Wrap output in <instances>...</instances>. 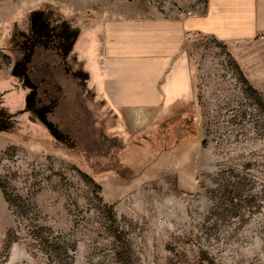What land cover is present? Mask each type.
<instances>
[{"label":"rangeland","instance_id":"1","mask_svg":"<svg viewBox=\"0 0 264 264\" xmlns=\"http://www.w3.org/2000/svg\"><path fill=\"white\" fill-rule=\"evenodd\" d=\"M208 1L0 0V264H264V90L199 34L167 68L174 25L152 21ZM108 57L160 80L164 116L96 108L84 74Z\"/></svg>","mask_w":264,"mask_h":264},{"label":"crops","instance_id":"2","mask_svg":"<svg viewBox=\"0 0 264 264\" xmlns=\"http://www.w3.org/2000/svg\"><path fill=\"white\" fill-rule=\"evenodd\" d=\"M194 17L202 23H211L210 31H205L202 27L198 26L186 27V23ZM194 17L184 20L165 18L152 20L154 22H165L168 25H174V27H167L173 28L170 36L175 35L177 43L171 48L173 55L164 58L166 67L168 68L170 62H175L179 56H183L182 54L189 37L193 34H199L210 37L222 45L231 46L235 60L240 64L248 78L252 80L256 90H264V0H231V2L209 0L206 12L201 16ZM83 57L86 56L83 55ZM108 62H112L115 65H109ZM179 63L182 69L188 71V78L186 77V79L188 80L189 89L190 87L192 89L190 91L192 94L194 90V78L189 56L186 54L184 58L182 57L179 60ZM92 64L95 65L94 70L84 74L86 78L84 90H90L97 98L98 96L101 97V102L104 104L102 106L96 104L98 106L96 108H99V111L101 109L109 111L108 117L111 118L112 124L115 122L118 124V127L128 126L129 124L143 125L148 121L151 122L155 118L165 115V109L160 108V102L163 98L162 89L158 86L159 79H157V82H152L149 78H142L135 73L132 79L134 84L132 82L129 84L127 77L129 72L133 70L128 67L125 68L123 64H116L114 58H99ZM155 67L158 70L156 73L158 76L166 68H163L162 62H158ZM73 72V75H79L80 73V71ZM158 87L160 92H158ZM123 90H128V94L134 96L143 92L145 94H147L146 92L154 93L157 99L154 102L134 106H124L119 105V103L117 105L123 94ZM191 98H193L192 95ZM95 101L97 102V99ZM95 101L94 104L96 103ZM114 104L115 107H112ZM107 126L112 127V125Z\"/></svg>","mask_w":264,"mask_h":264}]
</instances>
